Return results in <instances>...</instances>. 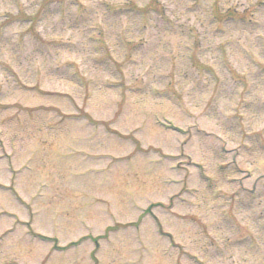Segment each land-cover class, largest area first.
<instances>
[{
    "label": "rangeland",
    "instance_id": "1",
    "mask_svg": "<svg viewBox=\"0 0 264 264\" xmlns=\"http://www.w3.org/2000/svg\"><path fill=\"white\" fill-rule=\"evenodd\" d=\"M58 1L0 0V264H264V0Z\"/></svg>",
    "mask_w": 264,
    "mask_h": 264
},
{
    "label": "bare ground",
    "instance_id": "2",
    "mask_svg": "<svg viewBox=\"0 0 264 264\" xmlns=\"http://www.w3.org/2000/svg\"><path fill=\"white\" fill-rule=\"evenodd\" d=\"M54 147H55V145H54V144H52V146H51V149H52V148H54Z\"/></svg>",
    "mask_w": 264,
    "mask_h": 264
}]
</instances>
